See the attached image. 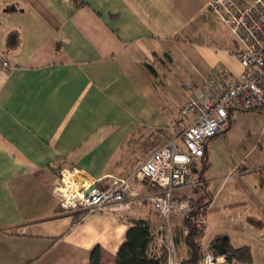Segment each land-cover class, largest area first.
Listing matches in <instances>:
<instances>
[{
	"label": "crops",
	"instance_id": "1",
	"mask_svg": "<svg viewBox=\"0 0 264 264\" xmlns=\"http://www.w3.org/2000/svg\"><path fill=\"white\" fill-rule=\"evenodd\" d=\"M209 1L0 0V61L9 64L0 65V264H89L97 246L102 264H115L140 219L156 245L169 230L178 263L188 258L181 216L161 226L142 201L74 228L77 215L61 209L53 186L74 168L95 180L133 175L174 138L186 86L200 88L218 67L242 74L238 45ZM11 33L20 37L13 49ZM245 113L232 112L215 137L228 145L221 159L212 138L175 196L208 204L204 252L228 237L264 264V125L256 136L238 128Z\"/></svg>",
	"mask_w": 264,
	"mask_h": 264
},
{
	"label": "built area",
	"instance_id": "2",
	"mask_svg": "<svg viewBox=\"0 0 264 264\" xmlns=\"http://www.w3.org/2000/svg\"><path fill=\"white\" fill-rule=\"evenodd\" d=\"M208 5L238 45L234 54L242 74L232 79L224 67H218L200 88L193 91L192 86H186L185 90L192 94L179 112L174 138L133 175L95 180L76 168L61 172L54 182L53 194L64 212L77 215L74 228L93 214L117 215L142 201L166 221L173 215L183 217L194 212L190 199H179L175 194L188 187L192 167L204 158L208 141L228 125L232 112H264V0H249L244 5L236 0H210ZM0 65L9 69L7 62L0 61ZM135 181L140 189H134ZM208 210L204 204L199 211ZM192 221L197 228L205 224L202 216ZM166 233L163 242L169 251V264H178L173 238L169 230ZM227 262L225 256L206 253L198 264Z\"/></svg>",
	"mask_w": 264,
	"mask_h": 264
},
{
	"label": "trees",
	"instance_id": "3",
	"mask_svg": "<svg viewBox=\"0 0 264 264\" xmlns=\"http://www.w3.org/2000/svg\"><path fill=\"white\" fill-rule=\"evenodd\" d=\"M19 43L20 37L18 33H11L8 36V48L13 49L17 47ZM248 112H258L260 114L264 113L262 111ZM207 168L208 164L205 162L203 171L198 173L203 175ZM201 201L202 200H191L195 211L182 217L183 230L180 235L183 238L188 250V258L178 264H198L207 253L204 252L202 248V240L205 234V224L201 228H197L192 221L193 217L202 216L206 223L207 212L201 213L199 211L204 205ZM217 240L214 241L213 246L210 249V253L219 256V253L214 249V245ZM155 242V234L149 221L143 219L136 220L126 234V241L117 254L115 264H169L170 256L167 247L165 245H156ZM225 257L227 258L229 264L253 263L252 249L249 246L232 248L228 244ZM89 264H102V251L99 246L92 250Z\"/></svg>",
	"mask_w": 264,
	"mask_h": 264
},
{
	"label": "rangeland",
	"instance_id": "4",
	"mask_svg": "<svg viewBox=\"0 0 264 264\" xmlns=\"http://www.w3.org/2000/svg\"><path fill=\"white\" fill-rule=\"evenodd\" d=\"M237 125H238V128H241V129L242 128L250 129L253 132V135H255V136H256V132H258V135H260L261 134V128H263V125H264V115L263 114H259L258 112L245 113L244 116H242V118L239 120ZM169 139L170 138L166 137V141H168ZM212 141H213V148L215 147L216 151H217V159L216 160L218 161L219 159H221L220 158L221 157V153L223 151L225 153L224 149L228 145H227L226 141H224L223 137L222 138L221 137H217V138L213 139ZM229 150H230V148H229ZM230 155H233V153L230 154ZM228 160H230V161L235 160V157H232V158H230ZM210 162H212V158H211ZM194 178H196V177L194 176ZM155 213L153 212V214L157 217V221H158L159 225L161 224V226L162 225L166 226L165 223H164V221L166 222V220L161 219L160 217H158V214L156 213L157 214L156 215ZM169 220L167 222H169ZM161 232L162 233L164 232L163 235H164V238H165V236H167L165 227H164V229L162 231H158L157 232L156 236L158 238H159ZM169 237L170 238L172 237L171 233H170ZM211 237H212V235H211L210 230H206L205 237H204L203 242H202L203 248L208 249L209 243L211 242ZM164 242H166V240H164ZM159 245H161L160 242H159ZM162 245H164V244H162ZM175 257L177 259L176 253H175Z\"/></svg>",
	"mask_w": 264,
	"mask_h": 264
},
{
	"label": "water",
	"instance_id": "5",
	"mask_svg": "<svg viewBox=\"0 0 264 264\" xmlns=\"http://www.w3.org/2000/svg\"><path fill=\"white\" fill-rule=\"evenodd\" d=\"M227 243H228V237H222L217 240V242L214 245L215 251L219 253L220 256H225L227 252Z\"/></svg>",
	"mask_w": 264,
	"mask_h": 264
}]
</instances>
